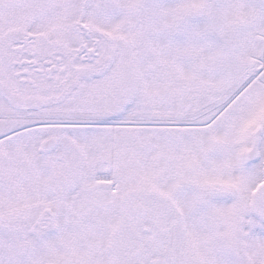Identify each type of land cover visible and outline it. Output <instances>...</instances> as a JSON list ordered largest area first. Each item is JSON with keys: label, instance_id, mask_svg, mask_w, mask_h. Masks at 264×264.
Here are the masks:
<instances>
[{"label": "snow or ice", "instance_id": "snow-or-ice-1", "mask_svg": "<svg viewBox=\"0 0 264 264\" xmlns=\"http://www.w3.org/2000/svg\"><path fill=\"white\" fill-rule=\"evenodd\" d=\"M0 264H264V0H0Z\"/></svg>", "mask_w": 264, "mask_h": 264}]
</instances>
